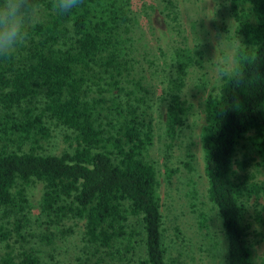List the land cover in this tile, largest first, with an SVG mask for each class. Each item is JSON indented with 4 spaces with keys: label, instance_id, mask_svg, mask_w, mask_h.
I'll return each mask as SVG.
<instances>
[{
    "label": "trees",
    "instance_id": "16d2710c",
    "mask_svg": "<svg viewBox=\"0 0 264 264\" xmlns=\"http://www.w3.org/2000/svg\"><path fill=\"white\" fill-rule=\"evenodd\" d=\"M228 2L238 43L229 74L222 73L217 90L204 97L199 141L206 195L225 237L224 264H253L238 199L264 196V0ZM34 3L47 10L46 19L30 24L23 54L0 58V218L17 230L27 207L23 186L39 180V210L47 222L70 214L83 220L86 242L109 248L119 239L127 252L134 231L127 230L126 220L135 216L144 247L135 264H168L156 169L145 158L154 128L141 104L150 85L137 66L125 1L83 0L68 15L54 13L50 0ZM199 57V49L184 39L161 51L163 132L170 139L186 117L182 88ZM44 113L72 129L71 151L40 152L49 134ZM243 137L257 156L258 181L246 170L254 158H244L247 152L236 156ZM236 169L244 170L239 180ZM9 233L0 221V242ZM0 264L42 262L31 249H22L17 255L5 250Z\"/></svg>",
    "mask_w": 264,
    "mask_h": 264
},
{
    "label": "rangeland",
    "instance_id": "374dc122",
    "mask_svg": "<svg viewBox=\"0 0 264 264\" xmlns=\"http://www.w3.org/2000/svg\"><path fill=\"white\" fill-rule=\"evenodd\" d=\"M130 17L129 36L136 47L140 72L146 75L150 93L141 106L153 124V143L145 158L156 169V191L161 212V239L168 264H224L225 237L215 205L207 198V180L203 172V154L199 132L203 124V103L207 93L215 92L221 69L230 70L238 39L228 0H124ZM34 20L46 19L47 10L37 5ZM186 41L200 51V63L187 69L183 98L188 107L185 119L170 139L163 132L164 102L161 100V51L178 41ZM23 54L20 48L15 57ZM145 70V71H144ZM42 100H38L41 107ZM49 134L40 142V152L59 154L75 146L74 132L44 113ZM246 136V135H245ZM248 159L250 180H260L261 171L247 137L238 141L236 156ZM235 168V166H233ZM244 172L237 170L238 174ZM27 207L24 219L14 230L6 218L0 221L10 230L0 242V255H13L31 249L42 264H135L144 256L143 233L139 219L128 215L127 230H133L131 249L124 251L117 239L109 248L98 247L83 238V220L70 214L58 222H47L39 210L42 182L32 179L24 184ZM242 225L253 264H264V196H239ZM201 220V223L199 221ZM7 243V245H6ZM117 248L118 251H115Z\"/></svg>",
    "mask_w": 264,
    "mask_h": 264
},
{
    "label": "clouds",
    "instance_id": "9594fccd",
    "mask_svg": "<svg viewBox=\"0 0 264 264\" xmlns=\"http://www.w3.org/2000/svg\"><path fill=\"white\" fill-rule=\"evenodd\" d=\"M83 0H50L54 13L68 15L82 5ZM38 11L34 0H0V58H11L30 39L29 27ZM228 75L226 69H221ZM239 82V81H237Z\"/></svg>",
    "mask_w": 264,
    "mask_h": 264
}]
</instances>
